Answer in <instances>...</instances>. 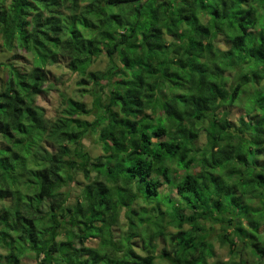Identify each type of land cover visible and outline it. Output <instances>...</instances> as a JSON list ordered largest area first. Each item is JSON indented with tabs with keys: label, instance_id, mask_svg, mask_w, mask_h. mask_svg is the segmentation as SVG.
<instances>
[{
	"label": "trees",
	"instance_id": "16d2710c",
	"mask_svg": "<svg viewBox=\"0 0 264 264\" xmlns=\"http://www.w3.org/2000/svg\"><path fill=\"white\" fill-rule=\"evenodd\" d=\"M0 36V264L264 261V0H0ZM61 59L92 104L50 118Z\"/></svg>",
	"mask_w": 264,
	"mask_h": 264
},
{
	"label": "rangeland",
	"instance_id": "374dc122",
	"mask_svg": "<svg viewBox=\"0 0 264 264\" xmlns=\"http://www.w3.org/2000/svg\"><path fill=\"white\" fill-rule=\"evenodd\" d=\"M165 37L167 38L168 41L172 39L167 35ZM8 63H14L17 67L21 69L29 70L32 67V56L29 53L27 54L24 50H18L16 48L8 49V47L5 45V40L3 39V37L0 36V85L8 78L9 68L11 67V65ZM108 65H109L108 58L106 57V55H102L96 60L95 63H93L91 69L92 70L105 69ZM46 72H47V77L43 91L37 94V104L44 108L46 116L51 118V117H55L56 115H59L61 109L64 106L63 97L65 96L81 99L89 106H91L92 97L89 94L81 96V93L78 92V87H79L77 83L78 77L74 76L71 73V71L68 68V61L66 59H61L59 62L53 65H49L46 68ZM229 110L231 112L230 118L232 120H238L241 117V115L244 113V109L242 108L241 104L240 105L237 104L236 106L230 107ZM87 118L92 119V117H87ZM88 138H89L88 140L87 139L85 140V143L87 147L91 150L93 156L102 154L101 147L97 145L96 142L91 137ZM197 171H199V169H197ZM77 179L81 185L86 181L84 176L81 174L78 175ZM79 187H80L79 184L73 186L71 190L73 194L72 196L75 197L77 195L79 191ZM172 193H173L172 197L176 198V196H174L175 192L172 191ZM255 193H256V187L252 186V194L255 195ZM247 199L249 198L247 197ZM256 205H260V204H256ZM135 206H137V203H135ZM165 206L168 205L165 204ZM263 230H264V226L262 225L261 231ZM89 243L92 244L94 242L89 241ZM238 245H239L238 248H241L242 243L238 242ZM215 246H216L215 248L216 259L228 260L230 258L229 248L227 246L221 247L220 245L217 246V244H215ZM250 249L248 248V250ZM241 250L242 253L240 254L241 255L240 259L242 260L246 259V261H248L249 264H264V261H262L257 257L258 256L257 253H255L256 256H254V254L251 253L244 257L243 248ZM2 251L3 250L0 249V252ZM35 260L36 257L31 252H27L22 259V264H33Z\"/></svg>",
	"mask_w": 264,
	"mask_h": 264
},
{
	"label": "clouds",
	"instance_id": "9594fccd",
	"mask_svg": "<svg viewBox=\"0 0 264 264\" xmlns=\"http://www.w3.org/2000/svg\"><path fill=\"white\" fill-rule=\"evenodd\" d=\"M175 192V191H174ZM175 194V193H174ZM172 195H173V193H172ZM175 196V195H174Z\"/></svg>",
	"mask_w": 264,
	"mask_h": 264
}]
</instances>
